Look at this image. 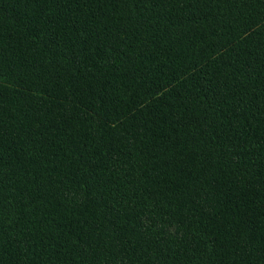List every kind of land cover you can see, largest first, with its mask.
<instances>
[{"label": "trees", "instance_id": "trees-1", "mask_svg": "<svg viewBox=\"0 0 264 264\" xmlns=\"http://www.w3.org/2000/svg\"><path fill=\"white\" fill-rule=\"evenodd\" d=\"M0 264H264V0H0Z\"/></svg>", "mask_w": 264, "mask_h": 264}]
</instances>
